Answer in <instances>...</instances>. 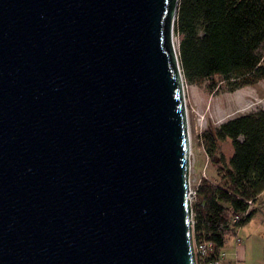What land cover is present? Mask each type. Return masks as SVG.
I'll return each instance as SVG.
<instances>
[{
  "label": "water",
  "instance_id": "1",
  "mask_svg": "<svg viewBox=\"0 0 264 264\" xmlns=\"http://www.w3.org/2000/svg\"><path fill=\"white\" fill-rule=\"evenodd\" d=\"M179 0H0V264H195Z\"/></svg>",
  "mask_w": 264,
  "mask_h": 264
},
{
  "label": "trees",
  "instance_id": "2",
  "mask_svg": "<svg viewBox=\"0 0 264 264\" xmlns=\"http://www.w3.org/2000/svg\"><path fill=\"white\" fill-rule=\"evenodd\" d=\"M173 34L184 83L231 93L264 80V0H179ZM202 140L218 181L196 186L192 238L213 242L217 253L264 207V111L229 119ZM225 141L229 160L219 153Z\"/></svg>",
  "mask_w": 264,
  "mask_h": 264
},
{
  "label": "rangeland",
  "instance_id": "3",
  "mask_svg": "<svg viewBox=\"0 0 264 264\" xmlns=\"http://www.w3.org/2000/svg\"><path fill=\"white\" fill-rule=\"evenodd\" d=\"M173 42L177 50L178 38L173 34ZM260 52L264 64V45ZM184 98L187 115L188 134L190 140L189 188H195L199 181L207 179L213 183L218 181L217 166L207 158L202 138L207 131H213L229 119L251 112L264 111V80L253 86L243 87L234 92L210 91L208 82L199 85L184 83ZM219 153L229 160L232 147L229 141L220 143ZM264 200V195L262 200ZM257 252V253H256ZM252 251L250 259L264 258V248ZM247 257V263L251 260Z\"/></svg>",
  "mask_w": 264,
  "mask_h": 264
},
{
  "label": "crops",
  "instance_id": "4",
  "mask_svg": "<svg viewBox=\"0 0 264 264\" xmlns=\"http://www.w3.org/2000/svg\"><path fill=\"white\" fill-rule=\"evenodd\" d=\"M264 248V207H258L255 215L228 240L220 264H253L252 251ZM257 253V252H256ZM250 258H249V257ZM247 257L251 260L247 263ZM257 264H264V258L258 257ZM255 263V262H254Z\"/></svg>",
  "mask_w": 264,
  "mask_h": 264
},
{
  "label": "built area",
  "instance_id": "5",
  "mask_svg": "<svg viewBox=\"0 0 264 264\" xmlns=\"http://www.w3.org/2000/svg\"><path fill=\"white\" fill-rule=\"evenodd\" d=\"M195 188H189V198L190 203L195 200ZM248 212L242 214V217H245ZM239 217H235L233 222L239 220ZM241 217V218H242ZM193 224V222H192ZM193 253L195 264H220L222 257L224 256L223 252H215L214 244L210 241H195L192 238Z\"/></svg>",
  "mask_w": 264,
  "mask_h": 264
}]
</instances>
